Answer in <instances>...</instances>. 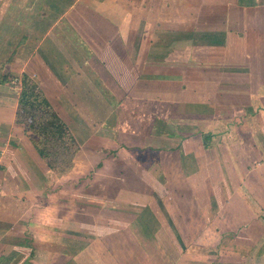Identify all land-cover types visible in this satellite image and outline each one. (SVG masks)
Instances as JSON below:
<instances>
[{"label": "crops", "instance_id": "crops-1", "mask_svg": "<svg viewBox=\"0 0 264 264\" xmlns=\"http://www.w3.org/2000/svg\"><path fill=\"white\" fill-rule=\"evenodd\" d=\"M0 70V264H264V0H0Z\"/></svg>", "mask_w": 264, "mask_h": 264}, {"label": "trees", "instance_id": "trees-1", "mask_svg": "<svg viewBox=\"0 0 264 264\" xmlns=\"http://www.w3.org/2000/svg\"><path fill=\"white\" fill-rule=\"evenodd\" d=\"M7 80V75L0 70V83ZM19 80L16 121L32 134L31 143L48 169L62 176L72 168L78 144L38 85L27 75H22Z\"/></svg>", "mask_w": 264, "mask_h": 264}, {"label": "rangeland", "instance_id": "rangeland-1", "mask_svg": "<svg viewBox=\"0 0 264 264\" xmlns=\"http://www.w3.org/2000/svg\"><path fill=\"white\" fill-rule=\"evenodd\" d=\"M23 126L26 127L25 125H23ZM27 133H28V132H27ZM28 137H29V139H30V141H31L32 134L28 133ZM75 155H76V154H75ZM73 159H74V158H73ZM72 165H73V164H72ZM71 169H72V168H71ZM71 169H70V170H71ZM70 170H69V171H70ZM69 171H68V172H69ZM51 172H52V171H51ZM52 173L55 174L54 172H52ZM55 175H56V174H55ZM56 176H57V175H56ZM57 177H59V176H57Z\"/></svg>", "mask_w": 264, "mask_h": 264}, {"label": "built area", "instance_id": "built-area-1", "mask_svg": "<svg viewBox=\"0 0 264 264\" xmlns=\"http://www.w3.org/2000/svg\"><path fill=\"white\" fill-rule=\"evenodd\" d=\"M16 82H18V81L16 80Z\"/></svg>", "mask_w": 264, "mask_h": 264}]
</instances>
